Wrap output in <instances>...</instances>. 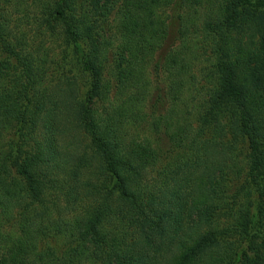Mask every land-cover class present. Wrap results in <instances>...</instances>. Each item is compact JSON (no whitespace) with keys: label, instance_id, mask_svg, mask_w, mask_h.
I'll use <instances>...</instances> for the list:
<instances>
[{"label":"trees","instance_id":"1","mask_svg":"<svg viewBox=\"0 0 264 264\" xmlns=\"http://www.w3.org/2000/svg\"><path fill=\"white\" fill-rule=\"evenodd\" d=\"M0 264H264V0H0Z\"/></svg>","mask_w":264,"mask_h":264},{"label":"rangeland","instance_id":"2","mask_svg":"<svg viewBox=\"0 0 264 264\" xmlns=\"http://www.w3.org/2000/svg\"><path fill=\"white\" fill-rule=\"evenodd\" d=\"M43 40H44V46L45 47H48V46H52L54 49H55V52L57 51L56 49V44H58V43H60V42H56V43H53L52 41V39L51 38H48V36H43V38H42ZM179 40V39H178ZM178 40H177V42H178ZM179 43V42H178ZM51 50H52V52H53V49L52 48H50ZM51 50H50V52H51ZM156 61H157V59L155 60V62H154V65H155V63H156ZM204 64H206V62H204L203 61V58H201L200 60H198L196 63H195V66H194V68H193V71H194V73L196 74V76L198 77V78H201V75L203 74V73H205L204 71H203V68H204ZM154 65H150V67H149V74H150V78H151V89H152V91H151V97L153 96V95H155V93L157 92V89H158V87H160V88H163L164 86H165V84H166V76H164V75H166V74H164L163 72H161V71H158L156 68H155V66ZM202 82H204V81H201V83ZM158 86V87H157ZM152 99V98H151ZM107 103H105L104 105H106ZM151 103H149L148 104V107H147V110H150V107H149V105H150ZM189 118H191V119H193V117L192 116H190ZM155 137H157V136H155ZM156 139V138H155ZM162 145H163V157H164V159H163V161H166V159H169L172 155H173V153H174V150H173V146L170 144V142H168V140H167V138H165L164 140H163V142L161 143ZM178 149L179 148H177V147H175V153L176 152H178ZM172 154V155H171ZM171 155V156H170ZM176 155V154H175ZM170 156V157H169ZM242 157V156H241Z\"/></svg>","mask_w":264,"mask_h":264}]
</instances>
